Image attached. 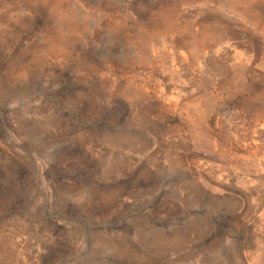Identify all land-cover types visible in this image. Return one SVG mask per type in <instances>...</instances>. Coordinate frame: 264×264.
I'll return each instance as SVG.
<instances>
[{
    "label": "rangeland",
    "instance_id": "1",
    "mask_svg": "<svg viewBox=\"0 0 264 264\" xmlns=\"http://www.w3.org/2000/svg\"><path fill=\"white\" fill-rule=\"evenodd\" d=\"M0 264H264V0H0Z\"/></svg>",
    "mask_w": 264,
    "mask_h": 264
}]
</instances>
